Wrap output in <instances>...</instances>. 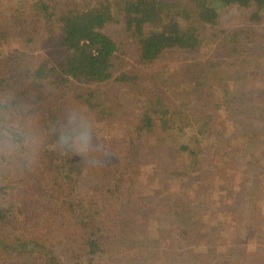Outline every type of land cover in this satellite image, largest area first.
<instances>
[{"label":"rangeland","instance_id":"obj_1","mask_svg":"<svg viewBox=\"0 0 264 264\" xmlns=\"http://www.w3.org/2000/svg\"><path fill=\"white\" fill-rule=\"evenodd\" d=\"M107 1L117 21L105 30L120 47L112 78L36 81L38 66L67 54L59 11ZM123 3L0 0V95H11L13 107H27L45 132L58 131L79 112L99 141L98 153L83 159L52 152L57 137L50 144L46 138L36 167L0 175V206L8 213L0 219V264H264V141L255 138L245 153L241 131L247 121L264 127V9L219 8L214 22L195 21L199 48L167 49L143 63L123 29ZM203 70L208 75L196 76ZM121 73L126 81L115 79ZM184 82L194 88L182 112ZM88 87L101 94L97 101ZM209 90L221 104L215 132L203 139L201 163L189 173L178 144L191 135L184 128ZM155 96L173 102V115L166 127L156 120L146 131L143 112ZM249 153L256 155L246 165Z\"/></svg>","mask_w":264,"mask_h":264},{"label":"trees","instance_id":"obj_2","mask_svg":"<svg viewBox=\"0 0 264 264\" xmlns=\"http://www.w3.org/2000/svg\"><path fill=\"white\" fill-rule=\"evenodd\" d=\"M231 4L240 6L253 4L257 11L264 9V0H124L119 11L124 17L123 29L126 32V37L131 38L135 44L137 60L148 63L167 49L195 50L199 48L202 38L198 34V25L195 24V21L199 24L212 23L216 19L217 10ZM42 6L44 10L49 8L48 4L43 3ZM116 18L108 1L90 7L78 8L73 6L59 11L60 45L66 50L67 54L54 65L42 63L33 72V78L36 81L43 76L58 78V83L68 85L74 80L82 81L85 84H96L111 79L115 61L119 58L117 51L120 47L117 40L105 28L117 21ZM181 22H184V24H181ZM237 35L236 33L233 34L234 39ZM204 73L208 75L209 72L203 70L196 76H201ZM207 75L205 78H208ZM127 77V75L121 73L115 79L126 81ZM132 78L135 80L136 76ZM185 82L181 83V86L188 85ZM192 83L196 84L194 81ZM192 83L189 86H184L188 87L186 93H180L181 101L187 104L182 112H185L191 103L189 98L193 95L191 92L194 88ZM93 90L95 89L90 87L87 89L90 97L95 96L97 101L101 94L96 93L94 95ZM210 91L206 92L208 95L204 93L200 96L201 102L193 113V124H187L189 126L186 125L187 128H184L188 129L191 135L178 144V152H184V155L186 154L188 158L189 173L195 171L197 165L201 163L197 155L203 150L202 143H205L203 139L215 132L213 131V123L217 119L221 104L218 105L215 97L209 95ZM80 96L84 98L83 94ZM249 96L252 97L253 95L249 94ZM162 98L155 96V101L151 103L150 108L144 110L142 116V128L144 130H151L156 120H159L164 127L170 121L173 111H169L168 107L173 102H166ZM254 98L255 96L252 97V99ZM97 103L102 104L101 102L94 104L97 105ZM94 104L89 102L91 108L95 106ZM160 105L162 107L166 105L167 108L162 109L161 116L153 118L157 114L156 107ZM251 105L255 108L257 102L254 100ZM261 105H264V101L261 102ZM199 107L202 111L199 110ZM262 110L264 108H260V111ZM254 115L252 117L255 118ZM241 131L246 136L243 143L246 144L248 149H245V153H248L251 148H255V143L252 142L255 138L264 141V127L259 128V125L255 122L247 121ZM57 132H47L48 144L52 141L50 138L57 137ZM191 137L194 138L192 143L195 145L189 142ZM250 143V146L247 145ZM52 152L61 154L57 149ZM254 155L256 154H248L246 165L250 160H254ZM179 207L182 208V206ZM6 216H8L6 209L4 211L0 206V219H4ZM255 224L256 227L260 225L256 222L251 226H255ZM1 245L6 247L5 243ZM50 264L53 263L50 262Z\"/></svg>","mask_w":264,"mask_h":264},{"label":"clouds","instance_id":"obj_3","mask_svg":"<svg viewBox=\"0 0 264 264\" xmlns=\"http://www.w3.org/2000/svg\"><path fill=\"white\" fill-rule=\"evenodd\" d=\"M78 127L79 131H74ZM48 133L38 124L27 107H13V97L0 95V175L23 173L40 163ZM55 148L61 154L83 159L94 157L99 141L88 119L79 112L68 115L57 132Z\"/></svg>","mask_w":264,"mask_h":264}]
</instances>
